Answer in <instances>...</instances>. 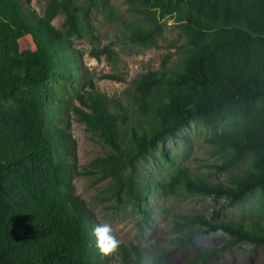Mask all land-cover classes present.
<instances>
[{
	"label": "trees",
	"instance_id": "obj_1",
	"mask_svg": "<svg viewBox=\"0 0 264 264\" xmlns=\"http://www.w3.org/2000/svg\"><path fill=\"white\" fill-rule=\"evenodd\" d=\"M97 4L47 0L44 13L37 15L29 10V0H0V264H113L97 247L91 211L72 192L73 179L90 172H98L99 179H118L158 144L168 161L162 144L189 120L208 126L240 121L207 141L231 151L219 170H228L246 154L252 155L254 169L225 182L208 181L188 169H177L165 185L128 181L124 187L133 204L144 203L157 188L180 196L225 197L231 203L264 190V0H134L132 9L144 13L149 26L133 27L130 42L151 44L159 19L170 15L184 43L174 67H167L166 56L162 69L131 80L125 90L130 115L120 101L95 90L92 81L89 91L76 95L79 106L72 110L77 120L111 149L87 167L78 163L69 123L56 126V114L48 112L45 84L58 69L60 80L77 81L69 37H81L87 14ZM58 11L65 15L64 33L50 23ZM24 34L32 36L33 50H19ZM103 53L109 55L108 46L91 49L90 56L99 60ZM257 100L260 105L254 104ZM174 215L177 228L189 227L175 245L213 231L232 237L205 251L202 262L239 241L264 245L259 221ZM162 257L135 250L123 264H174Z\"/></svg>",
	"mask_w": 264,
	"mask_h": 264
},
{
	"label": "rangeland",
	"instance_id": "obj_2",
	"mask_svg": "<svg viewBox=\"0 0 264 264\" xmlns=\"http://www.w3.org/2000/svg\"><path fill=\"white\" fill-rule=\"evenodd\" d=\"M89 1L72 0L79 6H85ZM95 1L98 2L97 7L89 10L86 30L81 37H69L78 62L77 81L60 80L57 75L61 70L58 69L45 84L48 112L56 114V126L63 127L69 123L70 133L76 142L78 163L87 167L91 161L104 156L111 149L77 120L72 110L74 106H79L76 95L89 91L92 81L95 90L120 101L130 115L131 104L125 90L131 80L137 74L162 69L166 56L169 57L167 67H174L184 43L178 25L170 15L159 19L158 33L151 44L144 46L130 42L127 35L133 27L149 26L145 14L132 9L134 0ZM46 2L29 0V10L42 15ZM64 20V13L58 11L50 23L64 33ZM103 46L109 47V55L103 53L99 60L90 56L91 49ZM18 48L20 51L33 50L35 44L32 36L24 34L20 37ZM254 104L260 105L261 101H254ZM51 107L54 110H50ZM238 124L240 121L235 120L208 126L199 119L189 120L162 144L168 161L160 155L161 144H158L143 158L136 159L132 167L122 170L118 177L121 180L115 177L99 179L98 172L82 174L73 179L72 192L83 199L86 209L91 211L93 229L97 225H108L118 241L117 246L105 254L111 263L123 264L124 256H133L134 251L139 250L146 257L160 253L163 260H170L174 264H264V245L248 241L236 242L202 262L200 257L205 251L232 239L219 231L200 235L184 245L174 243L189 228H177L174 214H202L216 221H242L244 224L259 221L264 226V190H252L243 199L231 203L225 197L203 194L180 196L177 192L157 188L146 195L144 203L136 206L124 187L128 181H141L149 185L156 180L165 185L177 169H188L194 175L212 182H225L234 173L253 170L251 154L242 155L228 170H219L218 167L232 156L231 151L221 150L207 141L212 135L234 129ZM222 207L220 214L214 216L215 210Z\"/></svg>",
	"mask_w": 264,
	"mask_h": 264
},
{
	"label": "clouds",
	"instance_id": "obj_3",
	"mask_svg": "<svg viewBox=\"0 0 264 264\" xmlns=\"http://www.w3.org/2000/svg\"><path fill=\"white\" fill-rule=\"evenodd\" d=\"M93 232L100 252L107 254L117 246L118 241L112 235V230L108 225H97Z\"/></svg>",
	"mask_w": 264,
	"mask_h": 264
}]
</instances>
